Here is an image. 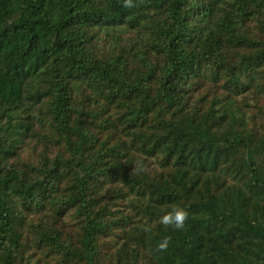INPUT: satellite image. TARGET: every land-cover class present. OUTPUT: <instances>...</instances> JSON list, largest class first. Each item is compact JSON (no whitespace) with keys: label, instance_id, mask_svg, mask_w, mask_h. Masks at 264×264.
Instances as JSON below:
<instances>
[{"label":"trees","instance_id":"obj_1","mask_svg":"<svg viewBox=\"0 0 264 264\" xmlns=\"http://www.w3.org/2000/svg\"><path fill=\"white\" fill-rule=\"evenodd\" d=\"M121 3L0 0V264H264V0Z\"/></svg>","mask_w":264,"mask_h":264},{"label":"clouds","instance_id":"obj_2","mask_svg":"<svg viewBox=\"0 0 264 264\" xmlns=\"http://www.w3.org/2000/svg\"><path fill=\"white\" fill-rule=\"evenodd\" d=\"M136 6L135 0H122V8H134ZM188 213L183 207H173L158 218L159 224L165 227H173L177 230L184 227V222L187 219ZM169 244L167 237L163 238L157 245V250L164 251Z\"/></svg>","mask_w":264,"mask_h":264}]
</instances>
